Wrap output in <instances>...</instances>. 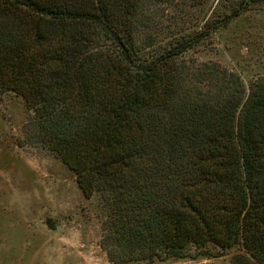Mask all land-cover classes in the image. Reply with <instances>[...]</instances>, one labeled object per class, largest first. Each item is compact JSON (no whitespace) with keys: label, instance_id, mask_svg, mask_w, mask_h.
<instances>
[{"label":"trees","instance_id":"1","mask_svg":"<svg viewBox=\"0 0 264 264\" xmlns=\"http://www.w3.org/2000/svg\"><path fill=\"white\" fill-rule=\"evenodd\" d=\"M175 1L0 0V93L99 197L111 261L264 264V82L184 57L264 0L179 33L157 17Z\"/></svg>","mask_w":264,"mask_h":264},{"label":"rangeland","instance_id":"2","mask_svg":"<svg viewBox=\"0 0 264 264\" xmlns=\"http://www.w3.org/2000/svg\"><path fill=\"white\" fill-rule=\"evenodd\" d=\"M235 4L177 0L161 3L157 17L174 33L187 32L214 9L223 14ZM202 5L207 6L203 12ZM184 57L218 62L239 74L246 86L264 82V2L252 3L211 31ZM32 117L22 96L0 93V264H148L108 258L101 246L104 205L97 194L84 195L74 171L33 133ZM230 256H169L151 264H233Z\"/></svg>","mask_w":264,"mask_h":264}]
</instances>
